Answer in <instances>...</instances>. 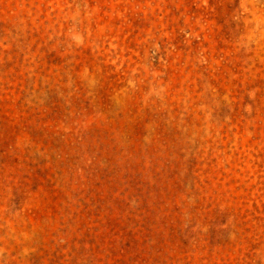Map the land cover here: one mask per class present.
<instances>
[{"label": "rangeland", "instance_id": "374dc122", "mask_svg": "<svg viewBox=\"0 0 264 264\" xmlns=\"http://www.w3.org/2000/svg\"><path fill=\"white\" fill-rule=\"evenodd\" d=\"M0 264H264V0H0Z\"/></svg>", "mask_w": 264, "mask_h": 264}]
</instances>
